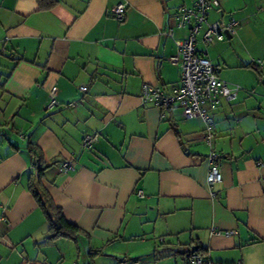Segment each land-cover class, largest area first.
<instances>
[{
	"label": "crops",
	"instance_id": "crops-1",
	"mask_svg": "<svg viewBox=\"0 0 264 264\" xmlns=\"http://www.w3.org/2000/svg\"><path fill=\"white\" fill-rule=\"evenodd\" d=\"M54 1L0 0V264H192L199 248L207 264H255L264 256V0L209 9V24L238 23L232 39L206 45L201 30L197 49L240 88L210 112L211 145L203 120L141 100L146 85L180 84L168 59L189 35L174 16L191 0ZM122 3L120 22L112 11ZM30 143L51 166L45 189L84 233L77 240L50 238L30 192ZM212 153L222 174L214 189Z\"/></svg>",
	"mask_w": 264,
	"mask_h": 264
},
{
	"label": "built area",
	"instance_id": "built-area-1",
	"mask_svg": "<svg viewBox=\"0 0 264 264\" xmlns=\"http://www.w3.org/2000/svg\"><path fill=\"white\" fill-rule=\"evenodd\" d=\"M185 1V0H183ZM192 5L187 6L185 3L177 9L174 21L177 28L187 29L189 35L183 41L177 42V54L169 57L168 61L175 67L180 69L181 80L177 86H172L171 90L162 88L145 86L141 100L144 104H153L162 111H168L174 105L179 106L187 120L199 118L206 124L207 131L204 134L206 142L211 145L213 137L214 122L210 116V112L216 108L221 99L232 102L237 98L240 88L235 86L230 88L218 76V69L197 49L198 36L203 27H206L203 33L204 44H214L227 38V35L234 36L238 27L235 20L229 23L216 22L209 24L208 16L210 8H220L218 0H191ZM126 4L117 5L112 14L118 21H123L126 13ZM173 34V30L170 31ZM86 91V87L81 88ZM56 89L51 93V101L48 109L53 110L59 104L55 98ZM70 107L74 108L75 104ZM98 134L86 136L83 140V147L91 149L98 141ZM219 156L212 153L209 156L210 169L208 174V185L214 189L222 183V174L217 165ZM72 168L70 162L62 165V171L68 172ZM215 197V192H211ZM213 236L231 237L237 234L235 231L226 233L212 230ZM205 257L201 255H192L193 264H205ZM120 264H131L130 262H122Z\"/></svg>",
	"mask_w": 264,
	"mask_h": 264
},
{
	"label": "trees",
	"instance_id": "trees-1",
	"mask_svg": "<svg viewBox=\"0 0 264 264\" xmlns=\"http://www.w3.org/2000/svg\"><path fill=\"white\" fill-rule=\"evenodd\" d=\"M39 1L42 2V7L44 9H50L55 4L54 0ZM28 148L33 155L34 167L36 170L30 179V192L46 218L49 227L48 231L51 235L50 238L65 237L72 240H77L83 236L84 233L76 225L71 224L66 220L61 208L55 204L52 196L44 187L45 172L51 166H47L44 163L41 150L37 146L30 143ZM200 250L201 249L199 248L198 251L193 255H199L198 252H200ZM204 263H207L206 259Z\"/></svg>",
	"mask_w": 264,
	"mask_h": 264
},
{
	"label": "rangeland",
	"instance_id": "rangeland-1",
	"mask_svg": "<svg viewBox=\"0 0 264 264\" xmlns=\"http://www.w3.org/2000/svg\"><path fill=\"white\" fill-rule=\"evenodd\" d=\"M201 38V34L200 36H198V40H200ZM229 42V41H228ZM198 48L201 49V50H205L209 47H206L205 45H201V43L198 44ZM5 61V60H4ZM254 248L253 247H250V249L247 248L246 251H248V253H250ZM234 257V256H233ZM231 256H225V261H227L228 263H225V264H238V262L236 263H233V262H230L232 261L231 259L233 258ZM258 260L255 262V264H264V256L261 255V257H256ZM186 263V261H185ZM182 264V263H181ZM193 264V263H192ZM207 264V263H206Z\"/></svg>",
	"mask_w": 264,
	"mask_h": 264
},
{
	"label": "water",
	"instance_id": "water-1",
	"mask_svg": "<svg viewBox=\"0 0 264 264\" xmlns=\"http://www.w3.org/2000/svg\"><path fill=\"white\" fill-rule=\"evenodd\" d=\"M227 38H228V39H232V36H230V35H227ZM193 251H194V250H193Z\"/></svg>",
	"mask_w": 264,
	"mask_h": 264
}]
</instances>
